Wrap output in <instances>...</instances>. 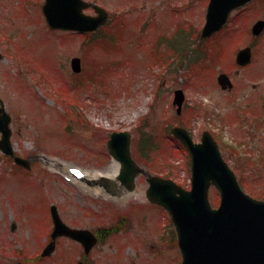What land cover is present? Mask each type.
Instances as JSON below:
<instances>
[{"label": "rangeland", "instance_id": "obj_1", "mask_svg": "<svg viewBox=\"0 0 264 264\" xmlns=\"http://www.w3.org/2000/svg\"><path fill=\"white\" fill-rule=\"evenodd\" d=\"M88 1L115 17L112 26L121 14L124 39L100 45L96 39L103 28L83 34L52 30L41 12L43 0H0V100L10 115L13 151L30 164L29 169L15 165L0 150V264H76L82 246L65 237L57 238L48 257L29 259L49 241L50 205L68 226L99 234L101 241L87 254L91 263L180 264L173 223L164 208L146 198V176L137 174L132 190L116 176L107 177L114 158L106 141L112 131H128L130 153L145 172L187 188L189 157L170 128L185 126L195 140L208 130L238 178L262 194L264 32L253 39L250 27L263 16L264 0L232 13L206 40L196 30L209 0ZM216 44L224 52L215 62ZM247 44L253 59L239 67L234 50ZM74 56L81 59L78 73L70 68ZM98 67L105 70L100 78ZM222 71L233 82L231 90L216 82ZM180 87L186 99L177 114L172 98ZM141 136L152 144L144 150L147 163L138 157ZM67 163L107 176L68 183L56 173ZM93 187L100 191L95 194ZM127 193L129 200L116 201ZM209 198L216 206L214 187Z\"/></svg>", "mask_w": 264, "mask_h": 264}, {"label": "water", "instance_id": "obj_2", "mask_svg": "<svg viewBox=\"0 0 264 264\" xmlns=\"http://www.w3.org/2000/svg\"><path fill=\"white\" fill-rule=\"evenodd\" d=\"M250 0H209L201 38H207L218 31L227 21L230 12ZM92 7L95 14L84 12ZM42 13L50 28L94 31L102 26L108 17L107 11L85 0H44ZM264 28V21H257L252 33L257 35ZM250 47L238 51L236 62L245 65L250 61ZM71 69L79 72V57L70 61ZM218 83L222 89L231 88L232 83L221 73ZM184 93L174 92L173 104L181 110ZM10 116L0 101V149L26 168L25 158L14 155L10 142ZM171 133L178 138L190 155V189H184L171 179L147 174L138 167L130 154V134L114 131L109 135L106 146L109 153L122 164L121 180L128 187L133 186L136 174L147 175L149 186L147 198L161 205L169 214L174 225L177 244L181 252L180 264H264V200L253 198L240 187L237 177L222 157L219 147L208 131H203L200 142H194L188 131L175 126ZM213 185L219 192L220 201L212 207L208 200V188ZM53 228L51 241L42 255L54 249L55 238L66 235L80 241L88 253L96 242V236L88 229L71 228L60 218L55 205L50 206ZM77 264H83L79 261Z\"/></svg>", "mask_w": 264, "mask_h": 264}, {"label": "trees", "instance_id": "obj_3", "mask_svg": "<svg viewBox=\"0 0 264 264\" xmlns=\"http://www.w3.org/2000/svg\"><path fill=\"white\" fill-rule=\"evenodd\" d=\"M112 29H111V28ZM115 25H111V24H109L108 26H106L105 28H104V30H103V33L102 34H100V38L98 37L97 39H96V41L101 45V43H113V44H115V42L116 41H118V29H115ZM115 48V47H114ZM97 70V72H98V75H99V78L101 77V73H104L105 72V70H102V69H100L99 67L96 69ZM90 79V78H89ZM90 80H92V78L90 79ZM79 84H81L82 83V81H80V78H79ZM75 83V82H74ZM77 85V86H80V85ZM76 85V84H75ZM152 146V144H151V142H150V140H149V138L147 137H143V136H141L140 137V140H139V144H138V152H139V150H140V152L138 153V157L140 158V159H142L144 162H148V159L146 158V156H148V153L146 154V156H145V152H144V150L146 149V150H150V147ZM239 181H240V183H241V185H243L245 188H247L248 190H250V191H254V193L253 194H255V196H257V197H259V198H264V190H262V194H260V192L258 191V192H256L255 190H254V188L253 187H249V185H246L244 182H243V180H242V178H239ZM250 191H248V192H250ZM251 193V192H250ZM112 228V227H111Z\"/></svg>", "mask_w": 264, "mask_h": 264}, {"label": "flooded vegetation", "instance_id": "obj_4", "mask_svg": "<svg viewBox=\"0 0 264 264\" xmlns=\"http://www.w3.org/2000/svg\"><path fill=\"white\" fill-rule=\"evenodd\" d=\"M256 0H252V1H250V2H248V3H246V4H244L243 6H241V7H239V8H237L236 10H234V12H243L244 10H245V8L249 5V4H251V3H254ZM260 5H261V7H262V9H263V16H264V2L263 3H261L260 2ZM233 12V13H234ZM263 16H259V17H255L254 18V21H253V23L255 22V21H257V20H259V19H264V17ZM263 17V18H262ZM252 23V24H253ZM252 24H251V26H252ZM250 29H251V27H250ZM263 32H264V29L262 30V32L259 34V35H255V36H252L253 37V39H256V38H258V37H260L262 34H263ZM244 46H246V45H244ZM252 47V46H251ZM252 50H253V47H252ZM237 51H238V49L235 51V54H234V59H235V55H236V53H237ZM12 228L15 230L16 229V225L15 224H13V226H12ZM22 254H23V252H22ZM23 256H24V254H23ZM27 256V255H26ZM41 255L40 254H38V255H36L34 258H29L28 256V258L30 259V261L31 262H36L38 259H39V257H40ZM27 261V258H25V262ZM84 264H94V263H91L90 262V260H89V258H86L85 259V261H84Z\"/></svg>", "mask_w": 264, "mask_h": 264}, {"label": "bare ground", "instance_id": "obj_5", "mask_svg": "<svg viewBox=\"0 0 264 264\" xmlns=\"http://www.w3.org/2000/svg\"><path fill=\"white\" fill-rule=\"evenodd\" d=\"M109 167H112L113 168V171H109L110 173L108 172L109 173L108 175H110L111 177H113L114 175H116V173H117V171L119 169V162L116 159H113L111 161V166H109ZM101 174H104V173L102 172ZM88 175L91 176L92 179H94L99 174H97V173H94V174L89 173ZM92 191H94L95 193H97L100 190H99V188L93 187ZM130 198H131V194H128L127 193L121 199H119V200L116 199V201H125V200H129Z\"/></svg>", "mask_w": 264, "mask_h": 264}]
</instances>
